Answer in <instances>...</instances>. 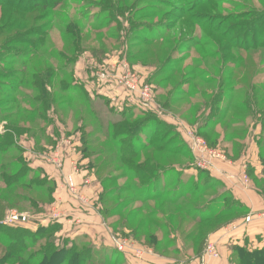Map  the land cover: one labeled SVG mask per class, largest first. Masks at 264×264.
I'll list each match as a JSON object with an SVG mask.
<instances>
[{
	"label": "rangeland",
	"instance_id": "rangeland-1",
	"mask_svg": "<svg viewBox=\"0 0 264 264\" xmlns=\"http://www.w3.org/2000/svg\"><path fill=\"white\" fill-rule=\"evenodd\" d=\"M24 1L28 7L22 4ZM32 1L0 0V26L7 23H1L3 13L13 16V20L25 16L22 27L11 28L0 37V72L12 76L0 79V137L5 139L0 142L7 149L0 152V227L32 232L55 227V234L48 240L57 249L73 248L84 264H129L131 258L141 260L149 253L167 260L165 264H196L203 258L211 237L239 218L249 217V208L243 206V211L235 204L224 179L228 177L246 189L264 192V181L258 186L255 183L256 168L264 175V34L257 39L250 36L253 32L264 33V0H34L37 5L61 3L58 8H35L30 13L48 14L39 23L46 25L47 39L42 46L39 44L35 55L22 44L35 40L30 32L32 24L27 23L31 16L23 13L34 7ZM220 34L239 39L238 46L243 45L248 52L232 49L241 60L236 70L228 72L233 82L227 83L236 87L237 98L230 105L225 98L216 107L214 94L226 91L228 85L222 78V52L233 44L221 39ZM210 39L220 41L222 47L215 49ZM122 62H127L132 72L151 86L153 110L144 111L129 102L120 106L121 101H113L96 82L98 73L111 71L114 64ZM227 62L229 65L231 59ZM258 90L261 93L257 94ZM255 94L256 100L262 101L256 108L258 113L251 107ZM242 103L246 109L244 117L242 110L237 109ZM228 106L229 112L222 115ZM130 114L133 120L129 125L152 119L148 125L151 129L139 134L135 145L149 139L169 142L172 152L166 155L164 165L175 169L168 170L161 180L149 177L145 182L134 181L135 187L141 189L137 193L127 189L132 173L116 155L117 150L129 154L132 145L128 149L119 147L110 132L114 123L124 126L123 118ZM203 119H209V124L213 120L222 122L209 135L197 134L210 151L224 157L214 161L215 175L197 166L186 139L185 133L197 132L195 127ZM236 130L242 131V140L230 147L224 137ZM8 136L15 146L8 143ZM66 136H75L79 141L77 160L72 161L74 175L96 177L101 186L105 180L100 199L104 229L131 253L118 256L102 244L99 249L98 236L92 234L89 226L83 230L82 226L66 227L79 223L68 218L60 197L58 173H64V154L70 150L65 148L68 139L60 146ZM177 148L182 150L180 154L173 153ZM256 161L261 169L259 164L252 165ZM44 162L50 166L49 171ZM232 162H242V169L239 174L233 171L227 175L225 166ZM23 166L28 173L15 184V173ZM4 172L10 181L2 177ZM69 177L73 178L64 174L66 187L78 194L74 178L75 190L67 183ZM9 184L12 188L15 184V188L8 189ZM196 188L202 192H196ZM158 192L160 201H136L141 194L144 199ZM117 206L122 207L116 210ZM138 208L143 212L129 221V212ZM74 210L85 216L80 208L68 212L72 214ZM11 213L29 215L30 224L5 225L3 222ZM210 213L214 217L211 221L199 223ZM143 214L149 216L148 222L136 230L135 223ZM75 232L80 234L73 240L64 237ZM155 235L160 239L157 250L147 246L148 237ZM33 239L27 242V259L47 244V240ZM248 245L249 249L258 250V245ZM238 246L228 247L230 264H238L232 257ZM4 254L5 249L1 248L0 260ZM15 262L9 259L4 264Z\"/></svg>",
	"mask_w": 264,
	"mask_h": 264
},
{
	"label": "trees",
	"instance_id": "trees-1",
	"mask_svg": "<svg viewBox=\"0 0 264 264\" xmlns=\"http://www.w3.org/2000/svg\"><path fill=\"white\" fill-rule=\"evenodd\" d=\"M23 5L26 4V2L24 1L22 3ZM32 5H34V7L30 10L24 11L23 13H25V15H30L31 17L28 19L27 18V23L32 24V27L30 28V32L32 34H34L33 36L35 37V40H25L22 44L27 45L28 49H30V53L33 51L32 55H35V52H37V50H39V44L42 46L44 44V41H46V33L45 29L47 27L45 26H39V23L42 19H45L48 17V14H46L45 12H41L35 15H31L30 13L34 12L35 8H40L42 11H46L48 9H54V8H58L61 3H54L53 5L49 4L46 2H42L41 4H38L33 0ZM17 5V4H16ZM21 5V6H23ZM27 5V4H26ZM5 6V5H3ZM19 6V7H21ZM8 9H12L14 11H20L17 8H13L12 6H7ZM28 7V5H27ZM8 15V14H7ZM5 14L3 13L2 15V19H1V23L3 24L6 20V24L0 26V37L4 35V32L6 33V31H8L11 28L14 27H22L21 23L24 20V17H19L16 18L15 20H13V16H10V14L5 18ZM9 20V21H8ZM68 32H69V28H68ZM73 30L71 29L70 33H72ZM212 33V32H211ZM216 33L215 35H219V32H214ZM264 33H256L253 32V34H250V36L252 35L255 39H257V37L259 38L261 35H263ZM29 35V34H27ZM221 35V34H220ZM230 35V34H229ZM245 36H249V35H245ZM43 37V38H42ZM221 39H224L225 41H229L230 44H232L229 47H226L225 49H223V56H222V61H223V76L222 78L224 79L225 84L227 85L226 91L220 92L219 94H214V98H213V103H215L216 107L219 103H223L224 99L226 98L225 102L227 101V104L230 105L234 104L235 99L237 98V94H236V87L233 86L232 84H229L230 82H233V76L231 77L230 74H228V72L230 70H234L237 67V64H239V61L241 60L240 57H238L237 53L235 54V51H232V49H242V51L244 52H248V48L244 47L243 45L238 46L239 43L236 42V40L239 39H235V40H231L229 37L230 36H224L221 35L220 36ZM42 38V39H41ZM46 38V39H45ZM212 45L214 46L215 49L221 48L222 47V43L220 41L217 40H209ZM241 41V40H240ZM13 43L15 44V42L13 41ZM237 43V44H236ZM220 47H219V46ZM234 45V46H233ZM236 45V46H235ZM11 48V47H8ZM5 49H3L4 51ZM32 50V51H31ZM210 52H208L209 54ZM25 54V53H24ZM30 55V57L32 56ZM210 55V54H209ZM231 59V63L229 65H227V61ZM68 64H71V60L68 61ZM236 70V69H235ZM229 75V76H228ZM10 76V74H3L2 72H0V79H8ZM229 77V78H228ZM49 79H51V76L49 77ZM229 82V83H227ZM224 84V83H223ZM222 84V85H223ZM41 91L45 92V89H43L41 87ZM261 93V90L257 91V94ZM258 96V95H257ZM256 96V94L253 97V102L251 103V107H255V111L258 113V110H256V108H259V102L262 103V101H258L256 100L258 97ZM244 104H238L237 105V109L238 110H242L241 116L244 117V113L246 111V109H244ZM231 107H227L225 108V111L222 113V115L227 114L229 112V109ZM256 115V114H255ZM133 116L130 115H126L123 118V124L124 126H120L117 123H114L111 125L110 127V132L113 133L114 137L112 136V138H114L115 140H118L117 142L119 143V147L120 145H123L126 147V149L129 148V146L132 147V150L130 149V153L127 154L125 151L121 152V151H116V155L120 158V161L126 165H128V169L129 171L132 173L131 176L128 178V186L127 189H134L136 190L135 192H139L141 189H137V187H135V183L134 181L138 182H145L149 177H158V180H161L165 173L170 171L175 170L173 167H168L166 166V164L164 165V159L166 157V155H169L172 152V149L170 148L169 142H167V144L164 140L158 141V140H150L143 143V144H139L138 147L135 145L138 141V137L140 135H142L143 133L147 134L148 131L151 129L148 127L149 122L152 121V119L150 118H146L145 120H141V121H137L131 125H129V121H132ZM209 119H203L201 124H199L196 128V133L201 135L205 134V132L209 135V131L211 130V132L215 131V127L216 126H220L222 124L221 120H213V124H209ZM149 129V130H148ZM218 131V130H217ZM225 130H223V133H226ZM154 132H157L156 130ZM242 132V131H241ZM240 131H233L231 136H226L225 135V142L227 145H230V147H233L234 145H236L239 140H242L241 138V133ZM119 134V135H118ZM140 134V135H139ZM118 135V136H117ZM207 135V136H208ZM5 138H9L6 139L8 140V143L11 146H15L14 145V141L13 138L11 136L5 137ZM123 139V140H122ZM5 139L0 137V141H4ZM209 140V137L206 139ZM122 141V142H120ZM2 142H0V152L5 153L7 151L6 147L4 144H1ZM140 143V142H139ZM7 144V143H6ZM8 144V145H9ZM149 149H152V152H148ZM181 149H175L173 150V153H177L180 154L181 153ZM226 154H228V152H230V149L227 151H225ZM128 155H131V157H128ZM194 160V159H193ZM150 164L154 165L153 168H150ZM18 168V167H16ZM205 172V171H204ZM207 172V171H206ZM26 173H28V170L25 169V167L23 166L22 168H20L16 173H15V178H13L11 176V178H13L15 180V184L18 182L20 183V179L22 177H24L26 175ZM4 180L5 179H9L10 178L7 177V173L4 172L2 174ZM126 176L128 177V173L126 174ZM264 181V175L262 177H257L255 178V183L256 186H258L257 184L260 181ZM105 180L102 182V186L104 185ZM15 184H13L14 188H15ZM150 187V186H149ZM12 188V185H8V189L12 190L14 189ZM148 188V187H147ZM126 191L122 192V193H126ZM257 190V189H256ZM202 192V190H200L199 188H196V192ZM261 192V193H260ZM259 193L261 195L264 196V192H262L261 190L259 191ZM177 195V194H174ZM188 195V194H187ZM180 197V196H179ZM162 198V196H160L159 192L155 195V196H147L146 198H142V194L141 197H136V201L138 200L141 201V203H148V202H157L160 201ZM143 199V200H142ZM235 202V204L238 206L240 205V207L242 208V210L245 208L235 199L233 200ZM122 206H117L116 210H119ZM241 210V211H242ZM243 210V211H244ZM102 212V210H101ZM143 210L142 208H138V209H134L131 212H129V216H128V220H134L138 214L142 213ZM159 212H157L156 214H158ZM155 214V213H154ZM144 215V214H143ZM213 214H206L205 218H202L201 221L199 223H207L209 221H211V219H213L214 217ZM149 216L144 215V217L139 220L138 222H134L136 224V230H141L143 229V227H145V225L148 222V218ZM208 227V226H207ZM206 227V228H207ZM0 249L3 248L5 249V253L4 256L5 258L0 260L3 263L0 264H4V261H8L9 259H14L16 262L15 264H84L81 263L80 260V254H76L75 252H73V248L69 249V250H62V249H57L56 247H54L53 242L51 240H48L49 238L52 237L53 234H55L56 230L55 227H49V228H43L41 230H39L38 232H32L28 229H24V228H8V227H0ZM115 233H117V231H113ZM196 234V233H195ZM195 237V236H194ZM34 238V239H33ZM33 239L36 242L42 241V240H47V244H45L44 246H42L39 250H37V252L33 253L32 255L29 256V258L27 259V242ZM194 239V238H193ZM148 241H150V243H148L147 246L149 247H153L155 250H157L159 248V237L158 236H149ZM75 242V241H74ZM150 244V245H149ZM74 253V254H73ZM233 258L235 257L236 260L238 261V264H264V248L261 250H252L249 249V245L248 243H246L244 246H238L233 250V254H232ZM202 254L199 256L200 259L202 258ZM2 257V256H1ZM19 262V263H18Z\"/></svg>",
	"mask_w": 264,
	"mask_h": 264
},
{
	"label": "crops",
	"instance_id": "crops-1",
	"mask_svg": "<svg viewBox=\"0 0 264 264\" xmlns=\"http://www.w3.org/2000/svg\"><path fill=\"white\" fill-rule=\"evenodd\" d=\"M96 82L100 84V88L103 90L104 93L107 94V96L108 95L111 96V99L113 101L116 102L123 101V92L119 87H117L114 84L104 85L101 82H99L97 79ZM65 139H68L65 141L66 145L64 142ZM62 140L63 141L61 142L60 146L63 147L65 145V148L70 147L69 148L70 150L66 151L64 154V158H65L64 173L62 172L58 173L59 174L58 183L60 185V190L62 191L60 193V197L64 204V208L67 211L66 213L67 215H69L68 218H73L74 219L73 221H79V223L72 226L66 224V227L69 226L71 228H76V227L80 228L82 226V230H83L84 227L89 226L91 227L90 231L92 232V234L98 236L97 238L98 241H96V246L99 249L101 248L100 245L102 244L107 246L108 249H110V252L118 256L129 253L131 249H129L125 253L118 252L114 247L111 234H109V232H107L104 229L105 227L103 224L102 217L100 215V210H101L100 199L103 193V189L97 178L93 176L92 177L86 176V174L82 175L81 173L79 175L78 174L74 175V173L71 171L73 166L72 161L77 160L76 157H78L77 149H78L79 141L75 136H68V137L66 136L63 137ZM241 163L242 162H237L235 164L232 162L231 165H226L225 169L227 171V175H232L228 173H232L233 171L239 174V171H241L242 169L241 167L239 168ZM256 163L252 165L257 167L259 163L257 161ZM45 166L47 170L48 169L50 170V166L48 164L45 163ZM258 166L260 167V164ZM52 168L54 170L56 169L54 166ZM84 173L86 172L84 171ZM214 173L217 172H212V174ZM255 173L257 177H262V173H260L257 170V168ZM64 174L65 176H73L75 184L78 189V194H73L70 190H68V188L66 187V183H65L66 180L64 178ZM218 174L219 177H223L220 173ZM224 180L227 181L226 184L228 185V188L231 190L234 199L238 201L245 208L250 209V210L248 209V211H250L249 217L251 218V220L250 222H246L245 217H243L242 219L239 218V220L234 222L232 225H229V227L225 228L221 233L216 234L214 237H211L209 242L216 244L218 246V249L220 251V259L212 260L209 258H205L203 260L202 258L200 261H197L196 264H230V262L228 261V258H230L228 247L231 245L244 246L246 243H248V244L258 245L259 250L264 248V241H262L264 240V198L254 188L246 189L245 187L239 185L238 182H234L232 179L228 177ZM64 189L67 191L66 193L69 194L70 197L66 195ZM74 208L82 209L83 215L85 216L78 215L75 210L74 212L71 211L73 212L72 214L68 212V210H72ZM62 234H64L63 231ZM78 234L80 233L75 232V234L73 235L71 234L64 237H67L66 239L68 240L69 239L73 240L75 237H77ZM260 238L262 240H259ZM152 254L153 253L147 254L148 257H145L144 259L142 258L141 260L138 259L134 260V258H131V260L128 259L130 261L129 264H165V262L166 263L168 262L163 258H158V256L156 257V254L153 255Z\"/></svg>",
	"mask_w": 264,
	"mask_h": 264
},
{
	"label": "built area",
	"instance_id": "built-area-1",
	"mask_svg": "<svg viewBox=\"0 0 264 264\" xmlns=\"http://www.w3.org/2000/svg\"><path fill=\"white\" fill-rule=\"evenodd\" d=\"M96 79L104 85L114 84L121 88L123 92V101L120 103V106H124L129 102L131 105L140 106L144 111L153 110V105H151L153 98L151 86L137 77L132 72L127 62L113 65L111 71L98 73ZM185 134L197 166L203 171L212 173L215 169L214 161L224 157L210 151L204 140L198 136L196 132L187 131ZM67 183L70 188L73 190L76 189L72 177L67 179ZM30 222L31 217L29 215L11 213L3 223L5 225H28ZM246 222H250V217L246 218ZM113 244L118 252H126L124 243H120L116 239H113ZM205 258L212 260L220 259V251L217 245L210 243L203 256V260Z\"/></svg>",
	"mask_w": 264,
	"mask_h": 264
}]
</instances>
